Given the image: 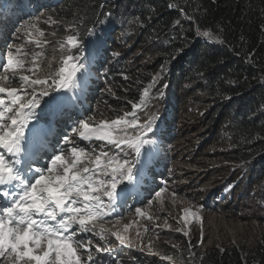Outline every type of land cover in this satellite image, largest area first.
Here are the masks:
<instances>
[{"label": "trees", "instance_id": "trees-1", "mask_svg": "<svg viewBox=\"0 0 264 264\" xmlns=\"http://www.w3.org/2000/svg\"><path fill=\"white\" fill-rule=\"evenodd\" d=\"M5 6L1 55L14 50L10 37L27 20L50 9L43 18L56 23L36 28L30 46L73 36L87 46L89 66H98L89 108L69 124L120 121L154 88L168 111L156 126L161 168L148 189L157 191L168 179L209 213L264 225V0H0V10ZM21 80L7 77L6 88H21ZM96 143L80 147H102ZM257 200L263 201L258 208L246 203ZM131 255L138 259L132 264H159ZM195 258L197 264H264V231L250 247L233 243Z\"/></svg>", "mask_w": 264, "mask_h": 264}, {"label": "rangeland", "instance_id": "rangeland-1", "mask_svg": "<svg viewBox=\"0 0 264 264\" xmlns=\"http://www.w3.org/2000/svg\"><path fill=\"white\" fill-rule=\"evenodd\" d=\"M50 7L52 8V5ZM6 8L5 6L0 10V23L7 18ZM49 10L44 12L43 16H49ZM36 16L27 20V25L20 33L10 37L14 50L11 51L9 46L6 48L10 49V52L4 53L6 57L10 58L9 62L11 59L17 60L19 71L15 68L0 71V93L22 90L28 95V98H24L26 100L31 99L34 95L38 97L39 103L31 106L28 110L22 109L14 116V118H19L17 121L21 122L25 128H32L36 124L34 120L38 117L36 116L37 110L44 101V98L39 96L48 97L45 98L47 103L49 99L64 92V89L58 88L53 92L54 96L46 94L51 88V81L58 80L61 73L66 74L67 77L71 76L69 62L77 61L81 57V55H76L80 45L73 36L54 38L51 43L43 41L37 47L30 46L31 36L36 28L41 26L48 29L56 23L55 18L46 19L43 16L36 18ZM81 36L88 40L93 38L92 35L88 36L85 33ZM48 53L53 54V57H48ZM7 77L11 78L13 83L22 79L19 82L21 88H6ZM151 92L146 95L141 106L135 108L131 114L123 117L120 121H116L118 119L97 120L98 118L94 117L92 121H98L99 124L76 123L77 133L91 130L97 135H102L105 140H101L102 149L93 148L86 151L81 147L79 150H77L78 148L74 150L77 152H74L72 148L65 149V159H62L64 162L56 170L48 171L45 175L42 172L34 171L40 176L35 186L39 193L38 197L34 198L36 205L33 206L48 204L50 206L55 196L63 195L64 197L65 203L59 204L63 208L60 212H63L64 216L55 220L56 215L49 207L43 211L39 209L35 212L39 213L41 217L35 222L39 220L42 224L56 229L55 235H57L61 246L65 239H61V236L58 235L67 224L90 221L93 216H101L100 214L104 215L114 211L117 208L118 200L116 198L120 193L121 185L127 182H131L130 186L136 185L133 175L138 172L144 154H137V149L132 144L137 140L146 139L149 141V133H153L161 116L165 111H168V106L163 98L164 94L160 92L151 94ZM88 103L91 102L88 101ZM79 107L83 108L82 104ZM14 109L20 110L17 106ZM24 111H27L29 121L23 118ZM58 113L62 118V112ZM4 119L6 116L3 111H0V120ZM61 128L62 126L55 125L52 132L61 136L59 132ZM76 139V135L70 137V140ZM59 142H61L60 146L66 144L63 141ZM93 142L86 145L97 144ZM106 142L113 145L109 146L107 152H103L109 144ZM81 144L85 143L79 142V147ZM4 145L6 150H11L10 145L13 146V141ZM150 146L151 142L144 146L143 152H146ZM164 149L165 156H170L171 147L164 145ZM110 150L112 152L109 155ZM114 151L115 155H113ZM168 165L167 163L166 166ZM171 172L172 169L168 174L170 175ZM205 181L206 178H202L200 182L205 183ZM200 182L194 181L201 185ZM79 184L85 185V187L82 190L71 191V188ZM171 185L167 179L146 203L126 215L101 223L87 224L81 234H76V239L80 238V243L77 246H71L68 243V246L61 249H57L50 242V250L49 243L45 241L34 245L26 244L21 236L22 232L16 231L17 227L13 223H9L11 214L4 212V221L0 223V236L4 235L7 229L14 232L7 233L6 242L10 247L5 251H0V264H132L131 260H138L131 255L134 253L141 259L154 258L159 264H197L198 260L195 256L199 251L223 248L233 245V243H244L250 247L259 233L264 231V225H260L258 221L257 225L253 222L250 223V219L244 221L239 219L241 217L234 218L235 215H225L222 214L223 212L209 213L203 210L197 202L191 201L190 198L193 195L191 191L187 190L185 196ZM6 196L8 194L3 193L4 199ZM105 198L107 202L103 203L102 209H100L99 203L104 202ZM246 203L258 208L263 204V201H246ZM5 208L6 205H0V210ZM60 222L62 224L58 225ZM196 246L198 249L195 250Z\"/></svg>", "mask_w": 264, "mask_h": 264}, {"label": "clouds", "instance_id": "clouds-1", "mask_svg": "<svg viewBox=\"0 0 264 264\" xmlns=\"http://www.w3.org/2000/svg\"><path fill=\"white\" fill-rule=\"evenodd\" d=\"M156 128L153 129V133H150V140L152 142V145L146 150V151H150V153L153 156V159H154L155 163L151 164V162H150V164L147 165L146 167L142 166V164H141L138 172L133 175V178L136 181H140L141 185H139V186H137V185L131 186V195H130V197L126 198L124 200V203L120 204L121 206L120 205L117 206V208L114 211H111L110 213L104 214V215H101V216H98V215L93 216V217H91L90 221L87 220L85 222L81 221L79 223L67 224L65 228L60 230L61 232H59V235H58V236H61V239L62 238L65 239L64 242H62L61 248L68 246V243H70L71 246H77L80 243V240H79L80 238L76 239V234H79V233L81 234L82 231L87 227V224H90V223H101V222L106 221L108 219H115V217L119 218V217H121L123 215H126V214L130 213L131 211L137 209L138 207H140L141 205L146 203V201L150 197L148 199L142 201V198H140V190H135V189H142V191H143V193L145 195L144 196L145 198L148 197L149 195L154 194L156 192V191L153 192V190H149L148 189V186L150 184L153 185V179H157L158 178V172L160 171V168H161L160 159H159L160 153H159V150H158V148H159L158 143H162V142H161L160 138H158V134L155 133ZM145 198H143V199H145ZM140 201H142V202H140ZM125 205L126 206L133 205V208L126 209V208H124ZM80 223H82V224H80ZM61 224L62 223L60 222V224H58V225H61ZM85 225H86V227H85ZM4 227H6V226H4ZM45 227L46 226H44V224H41V225L37 224L36 228L33 229V232H32V234L30 236L31 238H33V241H35V242L30 241V242H28L26 244L34 245V244L40 243L42 241H45V242L49 243L50 249H51L50 238L41 236V230L40 229L45 228ZM55 227L57 228V224L55 225ZM21 236H23V234H21ZM0 246H1L0 247V251L7 250V248L3 247L1 244H0ZM93 264H95V263H93Z\"/></svg>", "mask_w": 264, "mask_h": 264}, {"label": "bare ground", "instance_id": "bare-ground-1", "mask_svg": "<svg viewBox=\"0 0 264 264\" xmlns=\"http://www.w3.org/2000/svg\"><path fill=\"white\" fill-rule=\"evenodd\" d=\"M39 78H40V76H39ZM48 82H49V81H48ZM46 86H47V85H46ZM94 89H95V87H94ZM84 105H85V104H82L83 108H89V107L84 106ZM52 133H54V132H52ZM52 133H51V134H52ZM57 135H58V134H57ZM58 137H61V136L58 135ZM63 142H65V141H63ZM62 145H63V144H62ZM64 145H67V143L64 144ZM64 145H63V146H64ZM32 165H33L36 169L40 167V165H36V163H35V164H32ZM138 190H139V189H138ZM141 195H142V192L140 191V196H141ZM152 195H153V194H152ZM152 195H149L148 197L145 198V197H144L145 195L143 194L142 197H140V198H142V201H144V200L148 199L149 197H151ZM3 198H4V197H3ZM7 198H8V196L5 197V199H7ZM143 198H145V199H143ZM142 201H140V202H142ZM4 216H5V215H4ZM9 220H10V219H9ZM8 228H9V227H8ZM10 234H11V233H10ZM11 250H12V248H11ZM8 251H9V250H8ZM6 252H7V251H6ZM12 253H13V252H12ZM14 253H15V251H14ZM3 254H4V253H3Z\"/></svg>", "mask_w": 264, "mask_h": 264}, {"label": "water", "instance_id": "water-1", "mask_svg": "<svg viewBox=\"0 0 264 264\" xmlns=\"http://www.w3.org/2000/svg\"><path fill=\"white\" fill-rule=\"evenodd\" d=\"M93 141H95V140H93ZM96 142V141H95ZM101 142V141H100Z\"/></svg>", "mask_w": 264, "mask_h": 264}]
</instances>
